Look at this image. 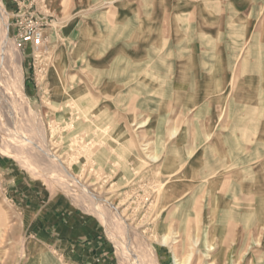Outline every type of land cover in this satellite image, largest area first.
<instances>
[{
  "label": "rangeland",
  "instance_id": "rangeland-1",
  "mask_svg": "<svg viewBox=\"0 0 264 264\" xmlns=\"http://www.w3.org/2000/svg\"><path fill=\"white\" fill-rule=\"evenodd\" d=\"M236 262L264 264V0H0V264Z\"/></svg>",
  "mask_w": 264,
  "mask_h": 264
},
{
  "label": "bare ground",
  "instance_id": "bare-ground-1",
  "mask_svg": "<svg viewBox=\"0 0 264 264\" xmlns=\"http://www.w3.org/2000/svg\"><path fill=\"white\" fill-rule=\"evenodd\" d=\"M4 19H6V18L4 17ZM71 104L74 105L73 103H71ZM38 130H40V129L38 128ZM42 130H44V129H42ZM43 134H44V132H43ZM13 145L14 144L11 145L9 142L3 143L4 149L9 151V152L11 151V148L13 147ZM36 147H39L38 149L40 151H43L45 156L47 158H49V161H51V165L57 169L56 172L58 174H60V175H56L57 173L55 174L52 170V177H54L55 179H60V181L61 180L66 181L67 184L69 183V184H73L75 186H78L82 192L87 193L88 196L90 195L91 198H93L96 201L101 202L108 209H111L113 212L112 214H115V216L118 217L120 223L122 224L123 228L126 229L127 233H131V234H135V235H138L140 237H143V233H141L138 230L139 227L134 226L133 223H128V222L133 220L130 216H128V214H126V213L122 214L119 207L113 208V204L108 199L102 198L99 194L95 193V191L90 189V187L82 184L81 181H78V180L71 177L70 171L65 169V166H64L63 162L61 161V158L57 155V153L53 152V150L51 149L52 147L50 148L49 143H47V141L45 140V136H44V140H41ZM64 171L66 172V175H65ZM62 173H63V175H61ZM237 264H239V263H237Z\"/></svg>",
  "mask_w": 264,
  "mask_h": 264
},
{
  "label": "built area",
  "instance_id": "built-area-1",
  "mask_svg": "<svg viewBox=\"0 0 264 264\" xmlns=\"http://www.w3.org/2000/svg\"><path fill=\"white\" fill-rule=\"evenodd\" d=\"M21 25L23 26L24 22ZM45 41L46 39L41 24L34 21L23 30H20L17 35V44L21 48L31 44L38 49L45 44Z\"/></svg>",
  "mask_w": 264,
  "mask_h": 264
},
{
  "label": "crops",
  "instance_id": "crops-1",
  "mask_svg": "<svg viewBox=\"0 0 264 264\" xmlns=\"http://www.w3.org/2000/svg\"><path fill=\"white\" fill-rule=\"evenodd\" d=\"M236 169H233V168H231V169H229V170H227L226 172H223L220 176H223V175H226V174H230V173H232L233 171H235ZM239 262V261H238ZM238 262H236V263H238Z\"/></svg>",
  "mask_w": 264,
  "mask_h": 264
}]
</instances>
